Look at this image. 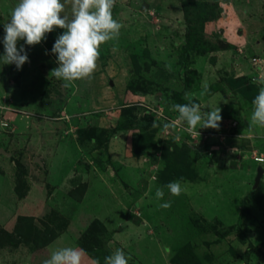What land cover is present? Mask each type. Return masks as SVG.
Listing matches in <instances>:
<instances>
[{
  "label": "rangeland",
  "instance_id": "obj_1",
  "mask_svg": "<svg viewBox=\"0 0 264 264\" xmlns=\"http://www.w3.org/2000/svg\"><path fill=\"white\" fill-rule=\"evenodd\" d=\"M17 2L0 0V55ZM112 11L123 27L100 46L91 78L49 76L58 65L45 40L19 41L29 57L20 70L0 61V264L78 248L93 219L106 229L101 259L121 248L129 264H264V127L248 123L264 86V0H115ZM185 93L202 111L220 108L218 130L177 119L170 107L188 103ZM128 106L149 127L105 140ZM175 180L179 196L164 187ZM19 216L56 236L24 244Z\"/></svg>",
  "mask_w": 264,
  "mask_h": 264
},
{
  "label": "clouds",
  "instance_id": "obj_2",
  "mask_svg": "<svg viewBox=\"0 0 264 264\" xmlns=\"http://www.w3.org/2000/svg\"><path fill=\"white\" fill-rule=\"evenodd\" d=\"M65 3L61 0H18L10 12V19L3 24L4 53L0 55V61L3 64H14L20 70L29 62L24 44L38 45L46 40V34L58 28L63 29V32L56 37L51 48V54L56 56L55 62L58 66L50 70L49 76L65 82L66 85L91 78L100 56V46L117 39L123 27L113 18L115 0H71V16L62 15L65 12ZM19 41H24V44H19ZM45 54H48L47 51ZM253 83L262 82L254 80ZM185 99L188 103H173L170 110L178 113L177 119L183 121L189 131L198 132L200 128L219 129L222 120L219 107L202 111L192 93H185ZM252 104L249 128L264 127V86L260 87ZM197 125H200L198 129ZM153 126H158L156 121ZM161 127L165 131L173 129L175 121L165 122ZM164 187L172 196H179L183 191L181 180L171 181ZM155 195L157 200H163V188H157ZM159 207L167 209L171 207V201H165ZM84 256L83 249L63 247L52 251L42 264H82ZM130 259L123 249L116 248L104 257V264H129ZM94 264H99V260H94Z\"/></svg>",
  "mask_w": 264,
  "mask_h": 264
},
{
  "label": "trees",
  "instance_id": "obj_3",
  "mask_svg": "<svg viewBox=\"0 0 264 264\" xmlns=\"http://www.w3.org/2000/svg\"><path fill=\"white\" fill-rule=\"evenodd\" d=\"M182 11L183 15L187 13L185 8H182ZM188 31L189 29L186 27V32ZM61 32H63V29L57 28L52 33L47 34L45 43L42 42L44 44L43 46H45L46 49L50 51V53L56 37L60 35ZM53 56L56 58L55 55ZM131 108V106L121 108V117L124 118V121L114 128L109 129L107 135L105 136V140H107L109 136L115 134L116 132L134 129L145 130L147 127H149L150 123L147 120L138 119L135 115H132ZM61 222L62 224L57 223L58 226L61 225V227L63 228L67 225L66 221ZM42 225L44 227L43 230H37L31 224V217L19 216L16 220V224L14 225V230L19 233L20 239H22V241H25L24 244L32 243V245L36 248L37 246H46L56 236V234H54V228L45 223H42ZM104 236L106 237L105 227L99 220L93 219L87 224L83 232L77 237L76 245L78 246V248L84 250L85 255L89 259H91L92 261L99 260V264H104V259H101L102 256L100 253L101 237ZM30 240L32 242H28Z\"/></svg>",
  "mask_w": 264,
  "mask_h": 264
},
{
  "label": "water",
  "instance_id": "obj_4",
  "mask_svg": "<svg viewBox=\"0 0 264 264\" xmlns=\"http://www.w3.org/2000/svg\"><path fill=\"white\" fill-rule=\"evenodd\" d=\"M0 153L3 154L1 151H0ZM35 160H37V159H35ZM35 162L38 163V161H35ZM261 174H262V169H261V167H257V169H256V174H255V177H254V180H253V184H254V186L257 185V183H258V181H259V178H260Z\"/></svg>",
  "mask_w": 264,
  "mask_h": 264
}]
</instances>
